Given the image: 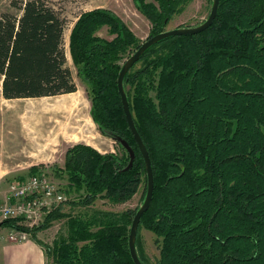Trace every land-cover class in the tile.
<instances>
[{"label": "trees", "instance_id": "16d2710c", "mask_svg": "<svg viewBox=\"0 0 264 264\" xmlns=\"http://www.w3.org/2000/svg\"><path fill=\"white\" fill-rule=\"evenodd\" d=\"M188 1L134 0L152 24L149 38L165 32ZM11 7L16 13L0 15L3 98L75 94L62 12L49 0H14ZM103 27L112 40L97 36ZM141 44L106 9L83 13L71 30L69 53L88 87L92 119L135 153L128 168L131 156L124 147L121 157L82 144L68 149L64 168L54 172L68 180L65 192L80 194L75 205L99 199L125 204L147 183L117 82L126 56ZM141 60L147 65L129 72L124 86L132 87L130 109L152 162L154 195L139 230L156 236L157 264H264V0H220L209 29L168 38ZM40 172L34 166L28 176ZM137 211L95 210L69 218L67 238L52 246L38 233L68 217L63 207L32 229L15 219L0 229L29 233L55 264H135L129 234Z\"/></svg>", "mask_w": 264, "mask_h": 264}, {"label": "rangeland", "instance_id": "374dc122", "mask_svg": "<svg viewBox=\"0 0 264 264\" xmlns=\"http://www.w3.org/2000/svg\"><path fill=\"white\" fill-rule=\"evenodd\" d=\"M11 1L0 0V15L16 13ZM22 1V0H20ZM25 1V0H24ZM62 12L68 21L65 31V48L68 67L77 85L76 96L62 95L38 99L6 100L1 93L2 77L0 76V197L3 199L8 187L18 177H28L31 167H40L49 176L60 182L62 189L68 186V180L55 174L54 170L64 168L68 149L75 145L93 147L101 154H114L121 157L123 146L120 142L103 132L92 119V102L88 87L77 76L67 45L72 28L83 13L106 9L116 15L136 35L141 43L148 40L152 28L150 21L136 8L134 0H49ZM213 0H189L180 5V11L172 15L166 24L165 31L177 28H193L201 25L209 17ZM97 36L112 40L115 36L103 27ZM163 52V50H162ZM135 51H131L126 60ZM126 60L124 62H126ZM146 60H140L129 72L143 70ZM126 93L132 96V87L125 86ZM74 94V93H73ZM127 94V96H128ZM155 99V92L151 93ZM69 187V186H68ZM147 183L144 182L139 192L130 202L115 205L99 199L92 206L75 205L80 201L78 193H67V202L62 205L63 212L68 215L52 222L46 229L38 233V238L47 246L67 238L68 219L78 215L91 214L96 211L122 213L128 210L137 211L144 202ZM68 191V190H67ZM9 228L0 229V237L9 234ZM156 236L144 228L137 234V251L147 264H157L160 258ZM28 241H32L31 237ZM27 241V242H28ZM1 257V255H0ZM1 264V263H0ZM47 264H55L53 257L47 258Z\"/></svg>", "mask_w": 264, "mask_h": 264}, {"label": "built area", "instance_id": "2783aa9c", "mask_svg": "<svg viewBox=\"0 0 264 264\" xmlns=\"http://www.w3.org/2000/svg\"><path fill=\"white\" fill-rule=\"evenodd\" d=\"M62 184L42 171L24 180L13 182L0 203V224L15 219L18 224L32 229L42 224L46 216L67 202ZM30 234L10 229L8 240L24 243Z\"/></svg>", "mask_w": 264, "mask_h": 264}, {"label": "water", "instance_id": "95a60500", "mask_svg": "<svg viewBox=\"0 0 264 264\" xmlns=\"http://www.w3.org/2000/svg\"><path fill=\"white\" fill-rule=\"evenodd\" d=\"M219 5H220V0H213V6H212V10L211 13L209 15V17L207 18V20L205 22H203L201 25L197 26V27H193V28H177L174 30H170V31H165L163 33H160L154 37H150L148 38V40H146L145 42H143L141 44V46L139 47V49L132 55L130 56L126 62L124 63L120 73H119V77H118V91L119 94L121 96V100H122V106H123V110L125 113V117L129 126V129L134 137V140L137 143V146L142 154L144 163H145V168H146V173H147V191H146V196L144 199L143 204L141 205V207L138 209L136 215L134 216L131 228H130V234H129V249H130V254L131 257L134 261L135 264H143L138 251H137V234H138V230H139V226L141 223V219L143 217V215L148 211V209L151 206L152 200H153V195H154V174H153V168H152V162H151V158L149 155V152L146 148V145L144 143V141L142 140L134 118H133V114L131 112L130 109V105H129V100H128V96L125 90V86H124V79L126 77V75L129 73V71L141 60V58L144 56V54L153 46L159 44L160 42L168 39V38H172V37H179V36H192V35H197L199 33H202L204 31H206L207 29H209L215 19L217 18V14H218V9H219ZM115 139V138H113ZM122 146L124 148H126V150H128L130 156H131V161L130 164L128 166V168H131L134 160H135V153L134 151L125 143L122 142L120 140H118ZM1 226V225H0Z\"/></svg>", "mask_w": 264, "mask_h": 264}, {"label": "crops", "instance_id": "0c3cea01", "mask_svg": "<svg viewBox=\"0 0 264 264\" xmlns=\"http://www.w3.org/2000/svg\"><path fill=\"white\" fill-rule=\"evenodd\" d=\"M69 40L70 36L67 42L68 47ZM70 95L76 96L73 93ZM8 236L9 234L0 237L1 264H47V258L42 247L33 241L13 243L8 240Z\"/></svg>", "mask_w": 264, "mask_h": 264}]
</instances>
